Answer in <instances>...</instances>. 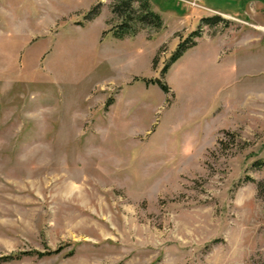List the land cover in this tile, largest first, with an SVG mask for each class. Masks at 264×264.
Returning <instances> with one entry per match:
<instances>
[{
	"label": "rangeland",
	"instance_id": "obj_1",
	"mask_svg": "<svg viewBox=\"0 0 264 264\" xmlns=\"http://www.w3.org/2000/svg\"><path fill=\"white\" fill-rule=\"evenodd\" d=\"M121 1L0 0V264H264V0Z\"/></svg>",
	"mask_w": 264,
	"mask_h": 264
},
{
	"label": "trees",
	"instance_id": "obj_2",
	"mask_svg": "<svg viewBox=\"0 0 264 264\" xmlns=\"http://www.w3.org/2000/svg\"><path fill=\"white\" fill-rule=\"evenodd\" d=\"M134 1H140L141 4V8L142 10L140 11V14L138 16L139 21H141L142 23H148L151 26H154L155 28H160L162 26V19L160 17V15H158L157 13H155L152 9H151V4L149 0H122L121 4L119 6H117L116 8H114V12L115 13H120V15L124 18V21L122 24L118 25L116 28H120V31H116V28L113 29L115 30L114 32V36L118 39L124 38L127 35H133L136 33V30L132 29L129 24L130 21L133 20V18H135L136 12L133 6ZM184 48L181 46L179 48L178 53L173 57V61L175 62L178 57L180 55H182V53L184 52L183 50ZM168 69V66H166L165 71ZM159 83V81H158ZM162 85V84H161ZM164 88L165 85H162ZM31 253H15L12 254L8 257H5L4 259H14V258H20L23 255H29ZM32 254H37L40 257H44L46 256L45 253H32Z\"/></svg>",
	"mask_w": 264,
	"mask_h": 264
},
{
	"label": "bare ground",
	"instance_id": "obj_3",
	"mask_svg": "<svg viewBox=\"0 0 264 264\" xmlns=\"http://www.w3.org/2000/svg\"><path fill=\"white\" fill-rule=\"evenodd\" d=\"M260 29L264 31V27H260Z\"/></svg>",
	"mask_w": 264,
	"mask_h": 264
}]
</instances>
